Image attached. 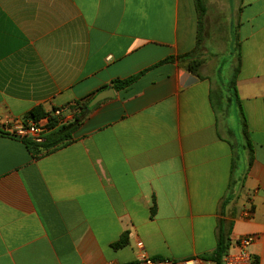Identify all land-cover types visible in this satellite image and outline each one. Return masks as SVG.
Returning <instances> with one entry per match:
<instances>
[{
  "label": "crops",
  "instance_id": "0c3cea01",
  "mask_svg": "<svg viewBox=\"0 0 264 264\" xmlns=\"http://www.w3.org/2000/svg\"><path fill=\"white\" fill-rule=\"evenodd\" d=\"M237 12L251 157L238 107L213 108L237 65L230 31L215 77L177 60L197 46L195 0H0V123L73 110L139 76L52 152L0 136V264H131L142 253L215 264L204 258L221 223L229 251L251 235L264 264V0H238ZM214 50L205 33L201 58Z\"/></svg>",
  "mask_w": 264,
  "mask_h": 264
},
{
  "label": "trees",
  "instance_id": "16d2710c",
  "mask_svg": "<svg viewBox=\"0 0 264 264\" xmlns=\"http://www.w3.org/2000/svg\"><path fill=\"white\" fill-rule=\"evenodd\" d=\"M195 6L199 19L197 46L192 52L179 56L177 60L186 64V69L188 72H190L191 74H193L198 78H201L200 70L203 65V59L201 58L200 55L202 52V46L205 39L204 18L207 14V6L205 0H195ZM230 36H231V40H230L231 54L234 56V54L239 53L237 50L238 38L235 29L230 30ZM174 60L175 58L170 57L165 62H170ZM240 65H241V59H240V55L238 54L237 65L234 70L233 79L229 84H227V86L223 87L219 97L217 98V104H214L213 108L217 116L219 111L223 107H227V108L229 107L235 108L236 106L238 107L241 114L240 122L243 129L244 141H246V147L249 150L251 157L252 148L247 133V122L241 109L240 99L238 97V92L236 88V76L237 73L239 72ZM138 78L139 76H134L127 80H116L112 83V86L115 90H120L131 85ZM107 88L108 87H104L102 88V90H105ZM92 97L93 96L87 98L84 104H80V102H78L77 106L73 108L74 111L73 119L70 122H66L62 124H59L58 120L55 117L51 116V113L53 111L46 113L41 108H37L33 110L25 119L39 120L43 117L51 116L50 125H49L51 132L46 136L45 141L42 144L35 143L34 141L26 137H23L20 141L24 143L27 149L33 154H47L72 142L73 134L80 127L82 121L86 118V116L95 108V107L89 108V104L92 100ZM0 136L15 139V135L12 134L9 131V129L5 128L4 126L0 127ZM232 148L234 149L235 146L232 145ZM234 166H235V158H233L232 160V168H234ZM128 244H129V235L125 233L118 242L113 244V248L122 249L128 246ZM229 245H230L229 232L226 230V227L223 225V223H221L217 234L216 250L213 253L209 254L204 259L209 260L215 264H222L223 257L229 251Z\"/></svg>",
  "mask_w": 264,
  "mask_h": 264
},
{
  "label": "built area",
  "instance_id": "2783aa9c",
  "mask_svg": "<svg viewBox=\"0 0 264 264\" xmlns=\"http://www.w3.org/2000/svg\"><path fill=\"white\" fill-rule=\"evenodd\" d=\"M52 117L58 120L59 124L70 122L74 117L73 110L56 109L51 113ZM51 116L43 117L39 120L33 119H14L0 123L15 136L26 137L35 143L42 144L46 136L51 132L49 128ZM251 235L243 236L238 239L233 250H230L222 260V264H258L254 255L250 252V247L254 243ZM131 264H211L199 257L187 258L183 260H171L155 258L142 253L138 259Z\"/></svg>",
  "mask_w": 264,
  "mask_h": 264
},
{
  "label": "rangeland",
  "instance_id": "374dc122",
  "mask_svg": "<svg viewBox=\"0 0 264 264\" xmlns=\"http://www.w3.org/2000/svg\"><path fill=\"white\" fill-rule=\"evenodd\" d=\"M209 16L204 18V22L210 27L205 29L206 37H210L215 45V55L203 59V75L215 77V72L220 65V60L228 55V33L235 29L237 25L238 0H205ZM228 29L227 28V26ZM227 66L224 70L225 79L231 77Z\"/></svg>",
  "mask_w": 264,
  "mask_h": 264
},
{
  "label": "water",
  "instance_id": "95a60500",
  "mask_svg": "<svg viewBox=\"0 0 264 264\" xmlns=\"http://www.w3.org/2000/svg\"><path fill=\"white\" fill-rule=\"evenodd\" d=\"M182 76L187 78V85L196 82V78L185 71H182ZM114 97H115V94H114L113 88L108 87L107 89L102 90L98 94H96V96L91 100L89 104V108H94L101 102L108 100V99H112ZM15 139L20 141L22 138L20 136H15Z\"/></svg>",
  "mask_w": 264,
  "mask_h": 264
}]
</instances>
